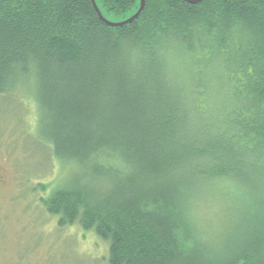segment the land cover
<instances>
[{
  "label": "trees",
  "instance_id": "16d2710c",
  "mask_svg": "<svg viewBox=\"0 0 264 264\" xmlns=\"http://www.w3.org/2000/svg\"><path fill=\"white\" fill-rule=\"evenodd\" d=\"M94 2L110 22L140 6ZM144 2L112 28L90 0H0V98L31 84L75 172L45 212L109 264H264V0Z\"/></svg>",
  "mask_w": 264,
  "mask_h": 264
},
{
  "label": "rangeland",
  "instance_id": "374dc122",
  "mask_svg": "<svg viewBox=\"0 0 264 264\" xmlns=\"http://www.w3.org/2000/svg\"><path fill=\"white\" fill-rule=\"evenodd\" d=\"M52 153L38 125L31 84L1 97L0 264H109L106 242L76 226L59 228L56 217L45 212L41 199L70 184L75 173ZM212 200L200 213L211 220L205 224L210 230L227 207L221 197ZM225 223L217 229L219 237L227 232Z\"/></svg>",
  "mask_w": 264,
  "mask_h": 264
},
{
  "label": "water",
  "instance_id": "95a60500",
  "mask_svg": "<svg viewBox=\"0 0 264 264\" xmlns=\"http://www.w3.org/2000/svg\"><path fill=\"white\" fill-rule=\"evenodd\" d=\"M183 1H185L186 3H189V4H198V3H200V2L203 1V0H183ZM90 2H91V4H92L94 10H95L96 13H97L99 20H100L102 23H104L106 26H108V27H112V28H120V27H123V26H125V25H129V24H131L133 21H135V20L138 18V16L140 15V13H141V12L144 10V8H145V2H144V0H140V6H139V9H138V11H137L132 17H130V18H128V19H126V20H124V21H122V22H110V21H108V20H106V19H104V18L102 17V15L100 14V12H99V10H98V8H97V6H96L94 0H90Z\"/></svg>",
  "mask_w": 264,
  "mask_h": 264
},
{
  "label": "flooded vegetation",
  "instance_id": "af4514ba",
  "mask_svg": "<svg viewBox=\"0 0 264 264\" xmlns=\"http://www.w3.org/2000/svg\"><path fill=\"white\" fill-rule=\"evenodd\" d=\"M5 185V180L4 177L2 175V172H0V188H2Z\"/></svg>",
  "mask_w": 264,
  "mask_h": 264
}]
</instances>
